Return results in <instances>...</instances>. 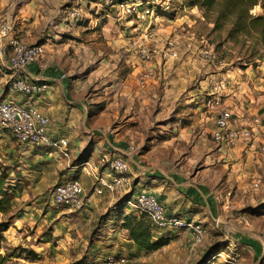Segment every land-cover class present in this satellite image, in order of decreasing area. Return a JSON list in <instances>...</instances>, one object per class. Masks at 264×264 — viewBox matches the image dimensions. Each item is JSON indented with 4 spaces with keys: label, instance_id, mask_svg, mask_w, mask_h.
Instances as JSON below:
<instances>
[{
    "label": "crops",
    "instance_id": "crops-1",
    "mask_svg": "<svg viewBox=\"0 0 264 264\" xmlns=\"http://www.w3.org/2000/svg\"><path fill=\"white\" fill-rule=\"evenodd\" d=\"M59 1L0 0V23L12 21L26 42L44 45L42 57L29 64L24 75L50 82L34 102L50 117V134L68 139L70 158L57 153L60 161L95 158L100 150L127 157L136 192L153 194L170 214L188 216L207 228L227 232L225 251L211 254V263L223 259L224 264H262L264 154L259 147L264 140V114H256L261 122L255 125L251 139L228 146L216 142L212 135L218 108L230 109L237 126L252 124L250 113L254 111L247 109L262 110L257 93H263L259 88L264 73L241 68L234 75L223 73L232 76L227 89L214 90L211 80L221 75L215 77V73L199 87H188L197 65L191 61L174 64L166 46L162 47L164 42L148 30L149 24L156 23L153 17L127 16L130 21L122 28V23L115 21L102 23L104 16L93 1L89 8L83 3L73 6L74 1L72 8L80 7L88 15L83 25L75 24L68 20L69 9L60 8L67 3ZM144 39L158 49L154 60L145 65L138 50ZM5 64L0 59V100L26 102V95L10 89L14 73ZM145 71L151 74L142 85L140 76ZM210 93L219 97L216 108L204 102ZM184 116L190 122L185 123ZM0 134L4 140H16L9 130H0ZM77 175L85 194L95 196L92 178L81 172ZM113 195L105 197L110 202ZM98 203L94 202L92 212ZM124 210L120 218L128 213ZM164 232L188 233L178 228H153L155 239ZM116 238V244H122L123 239L128 242L122 250H132L135 256L142 250L129 237Z\"/></svg>",
    "mask_w": 264,
    "mask_h": 264
},
{
    "label": "rangeland",
    "instance_id": "rangeland-1",
    "mask_svg": "<svg viewBox=\"0 0 264 264\" xmlns=\"http://www.w3.org/2000/svg\"><path fill=\"white\" fill-rule=\"evenodd\" d=\"M74 1L76 3L73 5ZM91 1L59 2L67 3L60 8L69 9L66 13L71 16L73 6L83 3L89 8ZM147 1L155 6L156 12L153 17L156 23L149 24L148 30L164 42L162 47H165L169 39L175 41L178 56L171 55L174 64L178 61H191L197 65L188 87H199L203 80L215 73V77L221 74L217 79H223L227 89L232 76L226 77L223 73L234 75L241 68H255L261 71L259 74L264 73V48L261 42L254 36L231 35L229 31L233 19L220 18L218 8L209 9L204 5V0ZM109 11V15L103 13L104 18L100 20L102 23L115 21L120 25L122 23V28L127 27L124 22L130 21L129 18L119 17L110 7ZM251 12L262 14L264 11L257 4ZM87 17L77 21L71 16L68 20L83 25ZM257 56L262 58L256 59ZM261 81L263 83L259 90L263 93L257 94H260L263 106L262 110L247 109V112L254 111L250 113L252 118L258 113L264 114V79ZM183 120L185 123L190 122L187 116ZM0 130L3 129L0 127ZM1 136L4 135L0 134V181L4 182L0 196L10 200L11 208L7 213H0V221L8 220L11 225L3 233L5 239L0 252L5 258L0 264H105L109 255L120 254L128 255L133 264H203L205 255L209 257L216 250L226 249L225 242L229 238L227 232L207 228L203 223L206 230L199 243H195L188 233L164 232L162 236L170 240L157 250H137L135 256L132 250L120 249L128 243L125 239L122 244H119L120 241L116 244L113 240H118L116 237L128 238L127 230L115 218L116 211L125 209L120 195H113L109 202L105 197L107 193L95 194L91 198L84 193L86 203L82 208L71 209L58 205L52 196L55 185L79 177L77 174L80 173L82 162L77 164V158L62 162L52 150L24 147L15 139L4 140ZM100 198L105 199L98 203ZM94 202L98 204L92 212ZM90 214L93 216L89 217ZM116 231L119 236H116ZM110 235L115 238H109L112 237ZM28 250L34 251L35 256ZM219 261H210L208 264H224L223 259ZM261 262L264 264V256Z\"/></svg>",
    "mask_w": 264,
    "mask_h": 264
},
{
    "label": "built area",
    "instance_id": "built-area-1",
    "mask_svg": "<svg viewBox=\"0 0 264 264\" xmlns=\"http://www.w3.org/2000/svg\"><path fill=\"white\" fill-rule=\"evenodd\" d=\"M92 3L102 16L104 12L109 15L111 12H108L109 7L119 17L136 15L137 18L145 19L151 15L154 17L156 14L155 6L147 0H93ZM71 16L79 21L85 20L88 15L84 9L75 7L71 10ZM143 41L145 42L139 44L138 50L143 65H145L154 60L158 49L155 45L146 42L145 39ZM165 46L171 55L178 56L174 40H167ZM44 50L42 43H28L20 37L14 22L0 23V59H3L7 68L14 73L9 87L28 97L26 102L0 100V127L3 130H9L21 144L38 146L70 158L68 139L64 136L50 134V117L34 102L48 90L50 82L31 80L24 75V70L29 64L38 61ZM150 74L145 71L140 76L142 85L147 83ZM211 82L214 90L225 88L226 85L223 79H212ZM209 95H214V93ZM219 101L217 96L206 95L204 97L206 105L212 108H216ZM233 118L230 109L218 108L216 110L214 140L224 145L233 146L240 140L251 139L255 125L261 122V117L256 116L252 118V124L237 126ZM260 150L264 153V140ZM131 166V160L127 157L117 155L110 150H100L97 157L84 160L79 170L92 178L94 194L119 193L122 195L123 206L128 213H145L151 219L155 229H182L190 234L195 243L201 242L206 230L202 222L188 216L170 214L165 205L153 194L145 191L136 192L133 186ZM84 193L81 180L75 176L55 185L52 196L56 204L78 209L86 203ZM105 264H133V262L128 255L120 254L109 255Z\"/></svg>",
    "mask_w": 264,
    "mask_h": 264
},
{
    "label": "trees",
    "instance_id": "trees-1",
    "mask_svg": "<svg viewBox=\"0 0 264 264\" xmlns=\"http://www.w3.org/2000/svg\"><path fill=\"white\" fill-rule=\"evenodd\" d=\"M259 4L264 11V0H204V5L209 9L218 8L220 18H232L233 23L230 29L231 35H243L246 37L254 36L261 42L264 48V12L262 14H253L251 10ZM253 58L252 55L249 56ZM256 59H261L262 56L255 57ZM252 60V59H250ZM85 159L84 157H79L75 161L76 163H81ZM4 180L0 181V189L3 188ZM11 208V202L7 197L0 196V213H7ZM125 208V207H124ZM117 215L116 222L123 224L128 232V237L135 244L139 245L142 249L146 250H157L169 242L167 237H159L155 239L153 236V223L150 218H148L145 213L130 212L120 218L123 211L118 210L115 212ZM11 223L8 220L0 221V251L3 247L2 243L5 239L4 232L8 230ZM30 254L35 256V252L28 250ZM211 256V255H210ZM205 255V260L203 264H208L209 258ZM208 257V258H207ZM5 258V255L0 252V262Z\"/></svg>",
    "mask_w": 264,
    "mask_h": 264
}]
</instances>
